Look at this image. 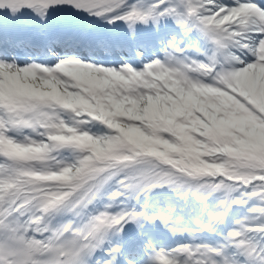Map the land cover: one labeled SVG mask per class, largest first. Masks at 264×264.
<instances>
[{"label": "snow or ice", "instance_id": "1", "mask_svg": "<svg viewBox=\"0 0 264 264\" xmlns=\"http://www.w3.org/2000/svg\"><path fill=\"white\" fill-rule=\"evenodd\" d=\"M0 264H264V0H0Z\"/></svg>", "mask_w": 264, "mask_h": 264}]
</instances>
